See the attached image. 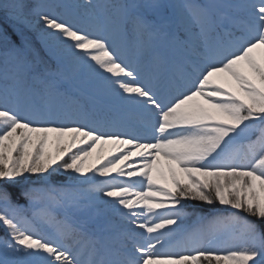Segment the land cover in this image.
Segmentation results:
<instances>
[{
	"label": "snow or ice",
	"instance_id": "6c2138e0",
	"mask_svg": "<svg viewBox=\"0 0 264 264\" xmlns=\"http://www.w3.org/2000/svg\"><path fill=\"white\" fill-rule=\"evenodd\" d=\"M77 7L0 0V264H264V0Z\"/></svg>",
	"mask_w": 264,
	"mask_h": 264
},
{
	"label": "bare ground",
	"instance_id": "6f19581e",
	"mask_svg": "<svg viewBox=\"0 0 264 264\" xmlns=\"http://www.w3.org/2000/svg\"><path fill=\"white\" fill-rule=\"evenodd\" d=\"M36 2L45 5L46 10L55 11L57 13H63L61 11V8H60L61 5L59 4V2L57 0H36ZM84 2H85V0L69 1V4L73 6L74 12H72L70 14H64V13L63 14L65 16H68V17H74L76 19H80V17H79V11L80 10L78 9L77 6L82 5ZM96 2H102V0H96ZM0 51H2V46H0ZM100 105L107 108L109 110V112L112 113L113 118L118 120L121 123V128H116L115 126L105 125L103 130H105V131H115V130L131 131V130L135 129V130L142 131V129L140 128V121L142 120V117H140L139 114L134 113L131 110L121 106L119 104V102H117L111 98H108V97L102 98ZM72 119L78 120L81 118L78 115L74 114ZM83 122L88 123L84 119H83ZM89 125L93 126L91 124H89ZM109 147H111V145L105 146L106 149ZM97 151H99V147H98ZM108 158H111V157H108ZM94 160H95V154L88 162L92 163V162H94ZM133 160L137 161V164H139V158L138 157H133ZM125 163L128 164V163H131V161H126ZM89 175H91V173H89ZM66 178H67V175L61 174L59 180H61V179L66 180ZM216 208L222 214H227V212L224 211L225 206L216 205ZM175 242L176 241H173V243H175Z\"/></svg>",
	"mask_w": 264,
	"mask_h": 264
},
{
	"label": "rangeland",
	"instance_id": "374dc122",
	"mask_svg": "<svg viewBox=\"0 0 264 264\" xmlns=\"http://www.w3.org/2000/svg\"><path fill=\"white\" fill-rule=\"evenodd\" d=\"M57 1L61 5L60 6L61 11L64 14H70V13L74 12L73 6L69 4V1H73V0H57ZM0 27L5 28L1 23H0ZM7 31L9 33V35L12 36L13 40H15L17 42L19 41V37L18 36H16V35L13 36L8 29H7ZM27 34L29 35V37L31 38V40L35 44V46L37 48L43 50L44 45L41 43L37 33L35 31H29ZM49 43H53V42L49 41ZM42 54H43V52H42ZM85 87L86 88H90L91 86L88 85V84H85ZM98 112H109V110L107 108L103 107L102 105H99ZM84 120L87 121L89 124H91L93 126H99L100 115L97 114V113H92V114L88 115L86 118H84ZM110 120H111V122L106 124L107 126H115L116 128H121V123L118 120L114 119L113 116L110 117ZM61 174L67 175L66 173H63V172L58 173V174H56L53 177V182H55L56 180H59ZM216 205H219V204H216ZM216 205L209 206V205L204 204L202 202H195L193 207L199 213L208 214L209 212L217 211ZM186 211L191 212L192 211V207L186 209ZM194 222H195V217L194 216L187 217V218H185V223H184V225L182 227L191 228L194 225ZM1 227H2V229H1V232H0V236L3 235V231H4L2 225H1ZM45 231L47 232L48 230L45 229ZM177 239H179V237Z\"/></svg>",
	"mask_w": 264,
	"mask_h": 264
},
{
	"label": "trees",
	"instance_id": "16d2710c",
	"mask_svg": "<svg viewBox=\"0 0 264 264\" xmlns=\"http://www.w3.org/2000/svg\"><path fill=\"white\" fill-rule=\"evenodd\" d=\"M6 29H8L10 31V33L14 36L15 34L12 32V28L11 25L5 22H0ZM1 227H0V232H1Z\"/></svg>",
	"mask_w": 264,
	"mask_h": 264
}]
</instances>
